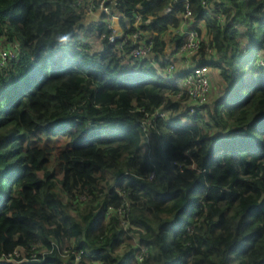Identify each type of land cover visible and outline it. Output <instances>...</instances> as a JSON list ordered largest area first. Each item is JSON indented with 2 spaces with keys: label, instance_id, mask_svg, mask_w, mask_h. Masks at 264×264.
<instances>
[{
  "label": "trees",
  "instance_id": "trees-1",
  "mask_svg": "<svg viewBox=\"0 0 264 264\" xmlns=\"http://www.w3.org/2000/svg\"><path fill=\"white\" fill-rule=\"evenodd\" d=\"M74 1L0 0V40L20 44L0 75V254L72 264L54 243L82 264H138V244L140 264H264V0H188L186 25L204 23L193 65L220 80L203 115L158 72L183 42V0H108L121 28L141 17L145 60L101 39L105 23L85 27ZM156 109L171 115L151 118L146 148Z\"/></svg>",
  "mask_w": 264,
  "mask_h": 264
},
{
  "label": "built area",
  "instance_id": "built-area-1",
  "mask_svg": "<svg viewBox=\"0 0 264 264\" xmlns=\"http://www.w3.org/2000/svg\"><path fill=\"white\" fill-rule=\"evenodd\" d=\"M176 1V0H174ZM108 0H75L73 6H80L85 15L84 21L92 14L98 12V19L82 24L87 27L90 24L99 25L106 24L108 32L101 33L100 38H107L108 42L113 44L118 51L124 52V55L140 60L148 59L153 54L152 40L144 39V32L140 27L142 19L139 15L135 16L133 23H129L125 28L114 27L112 19H118L119 16L113 11L112 5H107ZM114 4V2H112ZM174 2H169L163 9L164 14H169L174 7ZM192 15L188 0H183V13L181 24L172 29L174 34L183 37V42L178 48L174 44L168 47V52H164V58L167 62L158 70L160 75L173 81L180 89L176 93V98L183 101V104L190 115H203L202 106L209 99L211 92V68L207 65L195 66L192 58L197 53L201 44V35L196 26H187L186 20ZM219 17V16H218ZM146 19L144 22L147 23ZM90 44V42H89ZM127 48V51H126ZM20 44L17 40L5 39L0 40V75L3 69L10 61L19 57ZM256 64L264 68V59L259 56ZM166 112L162 109H156L152 114H146L145 119L141 124L142 130L145 133L146 142L149 136L152 135L153 124L151 118H165ZM153 136V135H152ZM155 171L152 169L149 172L148 179L153 178ZM127 202L118 208L108 207L106 215L111 214L122 215ZM126 227L127 224L124 223ZM35 246L31 247L34 250ZM51 251L56 252L62 257L72 256V264H82V251H77L67 244H51ZM147 249L136 244L133 260L140 264L147 257ZM46 252L32 254L31 259L42 260ZM27 259L21 249H14L11 252L0 254V264H19L22 260Z\"/></svg>",
  "mask_w": 264,
  "mask_h": 264
},
{
  "label": "rangeland",
  "instance_id": "rangeland-1",
  "mask_svg": "<svg viewBox=\"0 0 264 264\" xmlns=\"http://www.w3.org/2000/svg\"><path fill=\"white\" fill-rule=\"evenodd\" d=\"M88 22H89V19H86V20L84 21V24H85V23H88ZM114 27H116V25H115ZM167 38H169V37H167ZM90 41L92 42V44H94L95 39L92 38V39H90ZM171 45H173V44H171ZM171 45H169V46L166 47V49H165L166 52H168V47H170ZM211 73H212V80H213V81H212V84H211L210 88H212V90L214 91V93L217 94V93H218V89H219V82H220V80H219V78H218V76H217V74H216V71L212 70ZM221 87H222V84H221ZM170 115H171V114H170ZM170 115L166 113L165 118L168 119V117H170ZM153 144H155V138H154L152 135H150V136H149V140H148V142L146 143V148H147L148 146H149V147H152ZM53 155H54V152L51 154V157H53ZM53 164H54V163H53Z\"/></svg>",
  "mask_w": 264,
  "mask_h": 264
},
{
  "label": "crops",
  "instance_id": "crops-1",
  "mask_svg": "<svg viewBox=\"0 0 264 264\" xmlns=\"http://www.w3.org/2000/svg\"><path fill=\"white\" fill-rule=\"evenodd\" d=\"M89 22H91V21H94V20H96V19H98V12H96V13H94V14H92L91 16H89ZM112 23H113V25L115 26L116 25V28H118L119 26V21H118V19H112ZM197 26H199L200 28H203L204 27V23L201 21H199L198 23H197ZM172 47V46H171ZM212 73H211V84H212ZM220 89V88H219ZM216 95V93H214V91L212 90V88H211V92H210V97H213V96H215ZM182 122H184V123H186V122H188V120L187 119H182Z\"/></svg>",
  "mask_w": 264,
  "mask_h": 264
},
{
  "label": "clouds",
  "instance_id": "clouds-1",
  "mask_svg": "<svg viewBox=\"0 0 264 264\" xmlns=\"http://www.w3.org/2000/svg\"><path fill=\"white\" fill-rule=\"evenodd\" d=\"M61 39H62V40H66V39H67V37L65 36V37H62Z\"/></svg>",
  "mask_w": 264,
  "mask_h": 264
}]
</instances>
